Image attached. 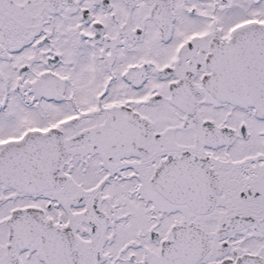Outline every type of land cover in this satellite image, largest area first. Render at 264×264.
I'll list each match as a JSON object with an SVG mask.
<instances>
[{
    "label": "snow or ice",
    "instance_id": "1",
    "mask_svg": "<svg viewBox=\"0 0 264 264\" xmlns=\"http://www.w3.org/2000/svg\"><path fill=\"white\" fill-rule=\"evenodd\" d=\"M0 264H264V0H0Z\"/></svg>",
    "mask_w": 264,
    "mask_h": 264
}]
</instances>
